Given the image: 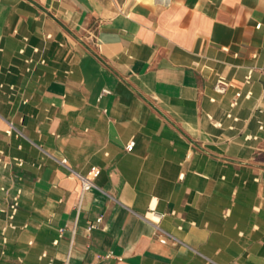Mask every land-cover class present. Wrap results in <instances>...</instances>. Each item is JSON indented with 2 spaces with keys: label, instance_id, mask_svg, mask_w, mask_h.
<instances>
[{
  "label": "crops",
  "instance_id": "0c3cea01",
  "mask_svg": "<svg viewBox=\"0 0 264 264\" xmlns=\"http://www.w3.org/2000/svg\"><path fill=\"white\" fill-rule=\"evenodd\" d=\"M0 264H264V0H0Z\"/></svg>",
  "mask_w": 264,
  "mask_h": 264
},
{
  "label": "built area",
  "instance_id": "2783aa9c",
  "mask_svg": "<svg viewBox=\"0 0 264 264\" xmlns=\"http://www.w3.org/2000/svg\"><path fill=\"white\" fill-rule=\"evenodd\" d=\"M216 89H217L218 92H221V93L225 91V83H224L221 79L218 81V84H217V86H216ZM105 92H109V91H108V90H105ZM134 145H135V141H134V140L130 141V142L127 144V146H126L127 150H131V149L134 147ZM92 172H93V171H92ZM96 173H98V172H96ZM96 173H95V174H96ZM90 185H93V183H91V182H86V186H85V187H89ZM16 210H17V203L15 202V203L12 205V214H15V213H16ZM101 220H102V218H99V221H101ZM169 238H171V239H175L173 235L168 234V233H165V234H164V238H163L162 240H163V241H166V240L169 239Z\"/></svg>",
  "mask_w": 264,
  "mask_h": 264
}]
</instances>
